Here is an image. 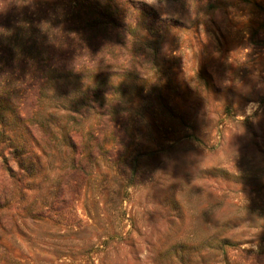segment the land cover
<instances>
[{
    "label": "trees",
    "instance_id": "trees-1",
    "mask_svg": "<svg viewBox=\"0 0 264 264\" xmlns=\"http://www.w3.org/2000/svg\"><path fill=\"white\" fill-rule=\"evenodd\" d=\"M160 1L0 0V264H264V0Z\"/></svg>",
    "mask_w": 264,
    "mask_h": 264
},
{
    "label": "rangeland",
    "instance_id": "rangeland-1",
    "mask_svg": "<svg viewBox=\"0 0 264 264\" xmlns=\"http://www.w3.org/2000/svg\"><path fill=\"white\" fill-rule=\"evenodd\" d=\"M148 3H150L152 6L156 7V8H161L163 10L166 11H170L173 8L177 7L178 5L173 3V2H161L160 0H147ZM239 39V42H238ZM242 39V36H239V38L237 37H233V41L234 43H229L226 48H223L222 53L224 54V57L226 58V53L225 50H233L236 49V45L239 46V52L241 53L242 51V45L240 44V41ZM185 46V44H184ZM184 49V47H183ZM182 49V50H183ZM246 52V50H245ZM229 54L231 52H228ZM248 55L250 56V60H249V66L246 69V72H248V74L246 75V79H248V83L244 82L243 86H247V88L252 87V84L256 81V78H253V73H259V76L264 77V58L261 57V55L259 54H255L256 52H251L250 50H248ZM186 56V57H185ZM187 56H189V53L186 51L185 54H183V62L185 60V58H187ZM226 63V62H225ZM231 65L229 63H226V66L224 69H228ZM230 69V68H229ZM227 71V70H226ZM238 71V70H235ZM234 74H237L236 72H233ZM253 78V79H252ZM258 81V80H257ZM262 87H264V85L262 84ZM260 105L256 102H251L247 105L246 110H245V116L249 117V116H253L259 109ZM253 126L256 128L257 132L259 133V137H263L262 139H264V116L262 117H258L257 119L254 120V122L252 123ZM262 131V132H261ZM246 135L245 138L246 139ZM233 141L228 142V144L226 145L225 150H223V152L219 155V159H230L236 155H239L242 151H243V145H244V140L243 142H239V140L235 137H233L232 139ZM185 161H182L180 164H177L178 168H179V175H183L184 172L188 171L190 169V167H186ZM177 170V168H176ZM255 171L257 172V177L258 179L264 183V159L261 158V164L259 167V171L258 168L255 169ZM146 191V190H145ZM141 192L139 194V199L137 200L138 203L140 204V209L138 210V212L140 211L141 213H144L147 211V209H150V207L153 209L152 207V203L148 202L145 203L144 198L146 197V193ZM91 198H93L92 196L88 197L79 207V213L81 218H83L85 220V230L83 229V232L80 233V235H78V239L79 240H84V238H89L91 237V235L95 234L96 232L99 231V227L98 223L96 220H94L93 222L89 221L90 217H93L95 214V204L96 203H92ZM89 199V200H88ZM260 204H263L264 206V194H262L261 198H260ZM127 204H124V208H127L128 211H130V209L127 207ZM112 207V206H110ZM134 208H138V204L135 205ZM147 216H145V221H148ZM127 224V223H126ZM125 224V226H126ZM89 226V227H88ZM130 227L127 226L124 228V231H129ZM136 231L138 232H134L135 237L137 238L138 242H142L143 240H141V236L139 237L140 231H139V227L136 228ZM47 232L46 231V227H43L40 231L39 234H43ZM50 232H52L50 230ZM142 233H145L144 230H142ZM248 235H253L252 230L248 229L247 230ZM68 239L75 241V237H69ZM144 243V242H142ZM26 248L31 252L32 254V258L34 260H36L38 262V264H46L45 259H52L53 258V253L55 251V246H51L50 250L47 248L48 246L44 244V242L42 240H38L36 241H29L25 243ZM250 247V246H248ZM140 249H142V251H139L140 253L143 254V261L144 262H150L149 259H152V257H149L147 259V254L146 251H144V246L143 248L139 247ZM138 248V249H139ZM36 262V263H37ZM85 264V263H82Z\"/></svg>",
    "mask_w": 264,
    "mask_h": 264
}]
</instances>
